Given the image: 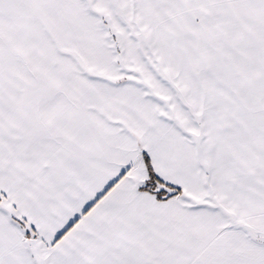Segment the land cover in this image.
Here are the masks:
<instances>
[{"label":"snow or ice","instance_id":"1","mask_svg":"<svg viewBox=\"0 0 264 264\" xmlns=\"http://www.w3.org/2000/svg\"><path fill=\"white\" fill-rule=\"evenodd\" d=\"M0 264H264V0H0Z\"/></svg>","mask_w":264,"mask_h":264}]
</instances>
